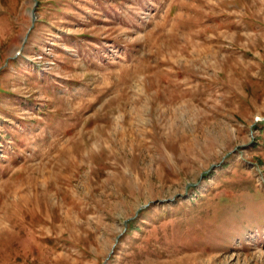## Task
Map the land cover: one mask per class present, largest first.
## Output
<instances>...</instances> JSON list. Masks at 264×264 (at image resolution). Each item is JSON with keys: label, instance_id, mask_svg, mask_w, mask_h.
I'll return each mask as SVG.
<instances>
[{"label": "rangeland", "instance_id": "rangeland-1", "mask_svg": "<svg viewBox=\"0 0 264 264\" xmlns=\"http://www.w3.org/2000/svg\"><path fill=\"white\" fill-rule=\"evenodd\" d=\"M0 264H264V0H0Z\"/></svg>", "mask_w": 264, "mask_h": 264}]
</instances>
